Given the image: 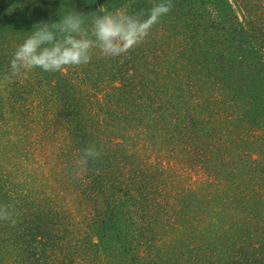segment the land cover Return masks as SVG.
Returning <instances> with one entry per match:
<instances>
[{
    "label": "trees",
    "instance_id": "trees-1",
    "mask_svg": "<svg viewBox=\"0 0 264 264\" xmlns=\"http://www.w3.org/2000/svg\"><path fill=\"white\" fill-rule=\"evenodd\" d=\"M244 1L171 0L126 56L12 75L34 25L161 0H0V264H264V24ZM227 85L252 112L215 118Z\"/></svg>",
    "mask_w": 264,
    "mask_h": 264
},
{
    "label": "clouds",
    "instance_id": "clouds-1",
    "mask_svg": "<svg viewBox=\"0 0 264 264\" xmlns=\"http://www.w3.org/2000/svg\"><path fill=\"white\" fill-rule=\"evenodd\" d=\"M173 5L171 0H161L147 13L129 14L126 10L105 11L93 18L91 27H85V14L72 10L59 22L36 26L12 55V75H19L40 68L46 72H59L70 66L88 64L94 50L101 57L126 56L131 50L145 42L152 28L161 22ZM94 145L84 149L75 162L77 174L86 170L90 160L99 157ZM0 220L15 226L14 212L7 205H0Z\"/></svg>",
    "mask_w": 264,
    "mask_h": 264
},
{
    "label": "rangeland",
    "instance_id": "rangeland-1",
    "mask_svg": "<svg viewBox=\"0 0 264 264\" xmlns=\"http://www.w3.org/2000/svg\"><path fill=\"white\" fill-rule=\"evenodd\" d=\"M246 2L249 3V6H251V7L255 6L258 9V17L260 18L259 21L264 24V0H246V1H244V3H246ZM237 3L238 2H236V1L233 2L234 6L236 8H237V6H239V4H242L241 2H239L238 4ZM245 6H248V4L247 5L246 4L243 5V7H245ZM240 16H241V19H243L242 13H240ZM260 22H259V25L261 24ZM260 28H262V30L264 31V28L262 27V25H261ZM262 43L264 44V40H263ZM261 56H262V61L264 62V57H263V55H261ZM205 72H206V70L203 71V73H205ZM202 79L203 80L205 79L204 75H202ZM210 86H211V84L207 80H204V82H202L201 84H196V85L193 84V89H192L191 93L193 95H196V96H202L201 99L200 98L195 99L194 102L192 103L193 104L192 107H194V109L196 107H198L200 109V111H203L204 107L206 109L209 108V106L212 107V101L211 100L213 99V97H216V95H213L216 92L213 91L212 89H210ZM216 90L218 92V95L220 96L219 98H225L221 102L225 106L222 108V111L220 112L219 115H215L216 119H220L222 121H225L226 119H228L227 116L231 115V114H234V117H238V113L239 114L241 113L240 110L243 111V113H244V111L247 108H249V110L251 112L254 109L255 101L254 102L250 101L247 105H246V103H244L242 101H240V102L239 101H235V99H238V98H236L237 95H236V97H232V96L235 95V93L237 94V92L233 91V89L231 87H229L228 85L225 86V87H223V86H221L219 88L216 87ZM261 93H262V97L260 99H257L258 101H261L260 104H262L264 102V97H263L264 96L263 95L264 91L261 90ZM240 100H242V99H240ZM257 112H259V110H257ZM222 125H223V123H222ZM222 125H220L219 127H221ZM232 128H233V125L230 128H228L227 130H230ZM263 157H264V153H263Z\"/></svg>",
    "mask_w": 264,
    "mask_h": 264
}]
</instances>
